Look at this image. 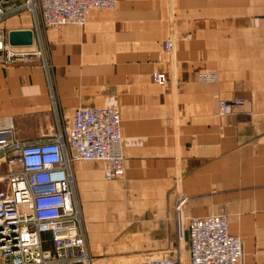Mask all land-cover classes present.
<instances>
[{"label": "crops", "instance_id": "0c3cea01", "mask_svg": "<svg viewBox=\"0 0 264 264\" xmlns=\"http://www.w3.org/2000/svg\"><path fill=\"white\" fill-rule=\"evenodd\" d=\"M23 2L0 3V28L7 41L33 30V45L14 49L44 57L8 62L0 51V118L13 116L16 136L66 131L80 107L121 112L124 176L106 180L99 160L73 163L94 264L169 258L183 226L210 213L228 215L242 238L240 264H264V0H118L52 29L13 10ZM208 72L216 79L200 78Z\"/></svg>", "mask_w": 264, "mask_h": 264}, {"label": "built area", "instance_id": "2783aa9c", "mask_svg": "<svg viewBox=\"0 0 264 264\" xmlns=\"http://www.w3.org/2000/svg\"><path fill=\"white\" fill-rule=\"evenodd\" d=\"M118 0H24L15 10L28 9L39 29L83 25L95 9H114ZM172 48V41L166 42ZM0 51L7 61L32 62L42 49L15 50L0 28ZM202 80H215L203 73ZM154 81L168 84L165 72ZM220 100L219 112L241 104ZM13 116L0 118V264H94L76 199L73 163L103 162L106 180L125 174L121 149L122 116L116 106L77 108L66 131L30 141L16 136ZM189 264H240L244 242L230 230L229 216L210 213L192 217L188 224ZM143 264H179L172 259H150Z\"/></svg>", "mask_w": 264, "mask_h": 264}, {"label": "water", "instance_id": "95a60500", "mask_svg": "<svg viewBox=\"0 0 264 264\" xmlns=\"http://www.w3.org/2000/svg\"><path fill=\"white\" fill-rule=\"evenodd\" d=\"M4 0H0V3ZM35 34L31 29H14L8 33L9 45L13 47L31 46L34 43Z\"/></svg>", "mask_w": 264, "mask_h": 264}, {"label": "rangeland", "instance_id": "374dc122", "mask_svg": "<svg viewBox=\"0 0 264 264\" xmlns=\"http://www.w3.org/2000/svg\"><path fill=\"white\" fill-rule=\"evenodd\" d=\"M48 29V28H47ZM75 184V180H74ZM178 248L173 253H170V257L166 259L175 258L179 264H189L188 253V224L183 226V235L179 238Z\"/></svg>", "mask_w": 264, "mask_h": 264}]
</instances>
